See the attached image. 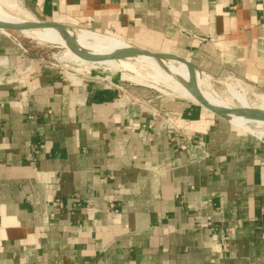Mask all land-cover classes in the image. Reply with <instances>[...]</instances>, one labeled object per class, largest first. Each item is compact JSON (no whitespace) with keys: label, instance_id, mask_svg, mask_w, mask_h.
Instances as JSON below:
<instances>
[{"label":"crops","instance_id":"crops-1","mask_svg":"<svg viewBox=\"0 0 264 264\" xmlns=\"http://www.w3.org/2000/svg\"><path fill=\"white\" fill-rule=\"evenodd\" d=\"M15 1L264 97V0ZM112 86H74L0 29V264H264V142Z\"/></svg>","mask_w":264,"mask_h":264},{"label":"bare ground","instance_id":"bare-ground-1","mask_svg":"<svg viewBox=\"0 0 264 264\" xmlns=\"http://www.w3.org/2000/svg\"><path fill=\"white\" fill-rule=\"evenodd\" d=\"M7 10H10L12 14L17 16L7 13ZM28 22H35V20L30 19L24 9L17 7L12 0H0V23L5 25L20 26L27 24ZM19 34L37 41L40 40L56 45L59 43L63 44L65 47L63 56L72 59H78L79 57H82L81 55H77L73 50H76L83 55H91L96 57L100 56L98 60L90 62L97 65H104L110 71H118V69H121L118 63H123L126 65V63L129 62L127 59H132L135 62L146 63L149 64L153 70H159L166 78H169L175 82V84H178L184 91L183 94L187 99H191L195 102L197 101V99L191 95L188 89L190 85H192L201 98H203L208 104L215 108L217 107L225 110L241 108L247 111L249 110L256 111L257 113H264V97L254 93V100L253 102H250L246 96L247 92L245 88L242 87L237 81H233L231 78L219 80L223 82L227 92V98H223L217 92L213 91L211 80L208 79L209 77L207 78L206 75L199 74L196 70L190 68V66H188L183 61H175L162 57L153 58L144 55H137L134 57L128 55L120 59L117 58V60L112 59L108 56H112L124 50L125 48H128L129 44L105 34L98 32L95 33L84 28H78L76 31L69 27L62 29L53 25H47L37 29L22 28L20 29ZM122 75L124 77L126 76L124 79H129L131 82L133 81L136 84L138 83L144 86L149 85V82H147V80L143 77L134 78L123 73ZM197 102L199 103V101ZM227 116L229 117L228 121L231 126L234 128L236 127L245 133L250 134L251 136L257 137L262 142H264L263 118H252L237 113H230Z\"/></svg>","mask_w":264,"mask_h":264},{"label":"rangeland","instance_id":"rangeland-1","mask_svg":"<svg viewBox=\"0 0 264 264\" xmlns=\"http://www.w3.org/2000/svg\"><path fill=\"white\" fill-rule=\"evenodd\" d=\"M12 1L15 3L17 7L24 9L22 6H20V4H18L17 1L15 0ZM7 13L11 15H15L12 14L10 10H7ZM6 31L14 35L16 39L19 41V43L23 45L24 54L26 56H29L30 58H34L36 60H40V62L45 63L47 65L53 66L58 71L61 70L63 74V78L67 80V82L73 84L74 86H79V85L105 86L106 85L110 87L112 85H118V83L121 85L125 84L127 86V90H129L132 98L136 100L137 104L143 100H147L148 103L153 107L154 111H157L159 107V103L161 101L168 103L169 102L177 103V101H181V100L193 102V100L187 99L186 96H184L183 94L184 91L181 89V87L178 84H175V82H173L169 78H166L164 74H162L159 70L157 69L153 70V68H151L149 64L142 62H135L132 59H127L129 62L126 63V65H124L123 63L120 64L118 63L121 69H118V71H110L108 68H106V66L101 64L97 65L91 63L90 61L84 59V57H79L78 59H72L63 56L65 52V47L63 44L59 43L56 45L40 40L37 41L35 39L19 34V31H12V30H6ZM74 31H76V29ZM122 73L134 78L143 77L147 80V82H149L148 83L149 85L144 86L138 83L136 84L133 81L131 82L129 79L128 80L124 79L126 76L124 77ZM208 79L211 80L213 91L217 92L221 97L227 98V92L223 82L219 81L220 79H216V78L215 79L208 78ZM244 88L247 92L246 96L248 97V100L250 102H253L254 94H251V92H249L245 86ZM121 93L124 94L126 92L121 91ZM242 133L245 132L242 131ZM245 134L250 135L247 133Z\"/></svg>","mask_w":264,"mask_h":264},{"label":"water","instance_id":"water-1","mask_svg":"<svg viewBox=\"0 0 264 264\" xmlns=\"http://www.w3.org/2000/svg\"><path fill=\"white\" fill-rule=\"evenodd\" d=\"M47 25H53V26H56V27H60L62 29H65L67 26L63 25V24H56V23H53V22H49V21H42V20H39V21H35V22H28L27 24H24V25H20V26H13V25H5L3 23H0V29H3V30H12V31H20V29H37L39 27H43V26H47ZM73 50V49H72ZM77 55H81L82 57H84V59L88 60V61H96L100 58V56L96 57V56H91V55H83L82 53L80 52H77L76 50H73ZM131 56V57H134V56H137V55H144V56H150V57H153V58H156V57H162V58H166V59H171V60H180V61H183L185 62L188 66H190V68L193 69V67L186 61V60H183L182 58H179V57H175L173 55H170V54H164V53H152V52H149V51H146V50H143V49H140V48H134V47H131L129 46L128 48H125L124 50L120 51L119 53L117 54H114L112 56H108L112 59H116L117 58H123V57H126V56ZM189 89V92L191 93V95L197 99V101H199V103H201V105L208 109L209 111H211L213 114L215 115H218L220 117H223L225 119H229V117L227 115H229L230 113H237V114H240V115H243V116H248V117H252V118H255V117H258V118H263L264 119V113H257L256 111H247V110H243L241 108H235L233 110H225V109H221V108H215L213 106H211L210 104H208L203 98H201V96L198 94V92L194 89V87L192 85H190V87L188 88Z\"/></svg>","mask_w":264,"mask_h":264},{"label":"built area","instance_id":"built-area-1","mask_svg":"<svg viewBox=\"0 0 264 264\" xmlns=\"http://www.w3.org/2000/svg\"><path fill=\"white\" fill-rule=\"evenodd\" d=\"M151 118L152 121L147 124L148 128H151L153 125L157 124L158 122H163L166 128V133L168 135L169 141L174 142L177 140V138L174 137V134L176 133V127L175 125H173V123H171V121H169L167 118H164L155 112H151ZM180 147L184 148L185 144L184 143L180 144ZM57 203L60 205L59 201H57ZM227 230L228 229L225 227L224 231L226 232Z\"/></svg>","mask_w":264,"mask_h":264}]
</instances>
